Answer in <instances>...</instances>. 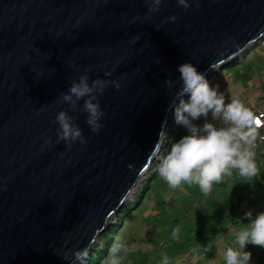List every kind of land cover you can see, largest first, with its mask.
I'll list each match as a JSON object with an SVG mask.
<instances>
[{
    "label": "water",
    "instance_id": "95a60500",
    "mask_svg": "<svg viewBox=\"0 0 264 264\" xmlns=\"http://www.w3.org/2000/svg\"><path fill=\"white\" fill-rule=\"evenodd\" d=\"M148 7L0 0V264H71L74 250H92L161 153L178 67L191 62L207 77L264 40V0H200L188 10L166 0L152 14ZM89 66L90 80L122 86L99 97V133L85 122L83 100L70 110L89 142L69 150L56 143L55 117L69 109L61 94Z\"/></svg>",
    "mask_w": 264,
    "mask_h": 264
},
{
    "label": "clouds",
    "instance_id": "9594fccd",
    "mask_svg": "<svg viewBox=\"0 0 264 264\" xmlns=\"http://www.w3.org/2000/svg\"><path fill=\"white\" fill-rule=\"evenodd\" d=\"M165 2L166 0H145L149 5L148 13L160 11ZM199 2L200 0H177L184 10L191 8L193 3L198 6ZM176 19L173 15L167 17L166 21L174 22ZM91 70L92 66H89L61 94L60 102L68 104L69 109L59 111L55 117V123L58 124L56 143L63 141L69 150L77 141L82 145L89 142L75 122L76 117L70 115V110L81 108L79 102L83 100L81 111L87 114L85 122L93 133H99L103 127L101 120L105 115L99 97L109 85L116 89L122 86L118 80L99 77L90 80ZM177 70L180 74V87L175 92L171 108L174 109L175 124L187 129L188 134L172 143L170 150L158 155V176L173 189L183 184H196L205 195L212 191L213 184H220L224 182L225 176H231L233 170H237L241 177L255 176L257 165L253 149L260 135L261 118L235 95L226 101L219 85L214 86L193 63L185 62ZM112 74L113 70L109 69L104 76L110 78ZM165 85L171 89L175 87V82L169 78ZM186 95H189L188 99H184ZM209 115L218 124L209 122ZM202 117L205 119L202 126L194 123ZM164 137L165 133L162 134L161 141ZM44 143L51 147L53 140L45 135ZM245 217L250 223L237 232L235 243L238 247H228L224 252L226 264H250L252 253L245 250L247 245L264 247V212L253 218L252 212L248 211ZM178 233V228L173 231L174 236ZM90 250V245L74 250L71 264H86L92 251ZM128 250L126 243L117 236L109 247L105 264H122L121 254ZM64 258L67 259V255ZM163 264H169L167 256L163 257Z\"/></svg>",
    "mask_w": 264,
    "mask_h": 264
},
{
    "label": "rangeland",
    "instance_id": "374dc122",
    "mask_svg": "<svg viewBox=\"0 0 264 264\" xmlns=\"http://www.w3.org/2000/svg\"><path fill=\"white\" fill-rule=\"evenodd\" d=\"M260 46H263L261 50L244 63ZM237 63H244L239 71L229 68ZM206 78L214 86L219 85L226 101L235 95L251 110L264 105V40L250 45L232 62L214 69ZM188 98L189 95L184 97ZM207 119L218 124L211 115ZM204 122L203 117L194 121L198 126ZM187 134V129L175 124L173 115L167 128L164 152ZM259 156L261 161L256 176L241 177L237 170H233L231 176L224 177V182L213 184L208 195L196 184H183L173 189L159 176L154 179L145 199L133 209L120 228L118 236L129 249L121 254L122 264H163L164 256H167L169 264H185L186 260V264H226L224 252L233 247L237 232L250 223L245 213L251 211L255 218L264 212V154ZM156 162H159L158 158L126 204L135 202ZM124 208L108 222L111 230L117 226ZM177 228L179 233L174 236L173 231ZM101 236L92 250L99 245L105 247ZM245 250L252 253L250 264L261 259L264 264V247L249 244ZM102 264H105V259Z\"/></svg>",
    "mask_w": 264,
    "mask_h": 264
},
{
    "label": "trees",
    "instance_id": "16d2710c",
    "mask_svg": "<svg viewBox=\"0 0 264 264\" xmlns=\"http://www.w3.org/2000/svg\"><path fill=\"white\" fill-rule=\"evenodd\" d=\"M262 47L263 46H260V47L256 48L247 57V59H246V61L244 63H246L249 58H251L253 55H255V53L258 50H261ZM244 63H237L236 65H234L232 67H229V68L230 69L232 68L234 70L239 71L241 65H243ZM224 73L225 72H223L222 74H224ZM165 148H166V146H164V148H163V153H165L164 152ZM163 153H161V154H163ZM157 163L158 162L154 163L151 171L147 174V179H146L145 183L142 185L141 191L139 192L135 202L134 203H130V204H126L125 208L123 209V211L120 214L121 217L119 219V222H118L117 226L115 228L113 227L114 228V229L112 228L113 230L108 228L109 230H107L104 234H102L101 239H102V242L105 241V243H106L105 247L102 246V245H99L96 248H94L89 253V257H88V259L86 261V264H102L103 263L104 259L108 255L109 247L113 243L114 239L118 236V234L120 232V228L123 227L126 218L129 217V215L131 214L133 209L136 208L145 199V196L147 195L148 189H150L151 186H152V181L158 177V174L156 172ZM236 173H238V172H236ZM234 222H236V221L234 220ZM261 260H259L257 262H254L253 264H262Z\"/></svg>",
    "mask_w": 264,
    "mask_h": 264
},
{
    "label": "built area",
    "instance_id": "2783aa9c",
    "mask_svg": "<svg viewBox=\"0 0 264 264\" xmlns=\"http://www.w3.org/2000/svg\"><path fill=\"white\" fill-rule=\"evenodd\" d=\"M253 113L261 118V127L259 128L260 135L257 138L255 147L253 149L256 154L261 146L264 145V107L255 110Z\"/></svg>",
    "mask_w": 264,
    "mask_h": 264
},
{
    "label": "crops",
    "instance_id": "0c3cea01",
    "mask_svg": "<svg viewBox=\"0 0 264 264\" xmlns=\"http://www.w3.org/2000/svg\"><path fill=\"white\" fill-rule=\"evenodd\" d=\"M264 105H261L259 108H262ZM259 108H256V109H254V110H252V112H254L255 110H257V109H259ZM260 151V152H259ZM259 153L257 152L256 154H255V162H256V165H257V172H258V167H259V165H260V161H261V157L259 156V154L260 153H262V154H264V145H262L261 146V148L259 149ZM262 151V152H261ZM257 175V174H256ZM227 229H229V228H227ZM233 248H236V247H238V245L236 244V243H233ZM221 261V260H220ZM186 263H187V260H186ZM185 263V264H186ZM201 263V262H200ZM199 263V264H200Z\"/></svg>",
    "mask_w": 264,
    "mask_h": 264
},
{
    "label": "bare ground",
    "instance_id": "6f19581e",
    "mask_svg": "<svg viewBox=\"0 0 264 264\" xmlns=\"http://www.w3.org/2000/svg\"><path fill=\"white\" fill-rule=\"evenodd\" d=\"M149 168H150V167H149ZM146 172H147V171H146ZM146 172H145V173H146ZM145 175H146V174H145ZM143 176H144V174H143ZM141 179H142V178H141ZM136 186H137V185H136ZM135 188H136V187H135ZM132 193H133V191H132ZM113 217H114V216H113ZM113 217H111V218H113ZM110 220H111V219H110Z\"/></svg>",
    "mask_w": 264,
    "mask_h": 264
}]
</instances>
